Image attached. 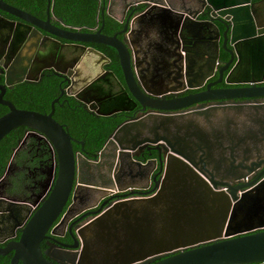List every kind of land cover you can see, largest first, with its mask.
Masks as SVG:
<instances>
[{
  "label": "water",
  "instance_id": "water-1",
  "mask_svg": "<svg viewBox=\"0 0 264 264\" xmlns=\"http://www.w3.org/2000/svg\"><path fill=\"white\" fill-rule=\"evenodd\" d=\"M204 1L215 11L217 20L224 26L220 46L228 58L218 70L217 81L222 79L236 86L212 89L210 83L204 91L167 99L163 97L166 91L177 90L180 86L196 87L212 74L217 53L212 59L206 58V67L205 64L197 66L196 72L193 69V57L199 59L206 55L193 52L186 60L187 55L179 53L180 41L185 42L189 49L195 48L196 40L192 39L194 34L191 31L196 28L203 31V26L207 24L192 18L194 14L188 12L181 19L171 20L163 15L168 14V9L159 7L163 11L157 15L164 27L162 34L170 36L166 33V28H169L174 35L169 39L172 45L170 56L173 57L169 65L173 67L174 75L167 78L166 72L159 76V82L165 84L163 81H166V84L163 89L152 92L158 95L155 98L142 92L141 88L149 90L142 77L132 69L133 65L137 67L135 58L129 55L128 48L115 33L103 34L100 28L86 32L51 25L48 17L52 13L53 0H46L45 19L4 0H0V10L27 23L17 22L14 26L17 39L24 38L30 29L27 38L32 36L38 41L37 37L41 36L38 29H41L69 41L97 42L115 49L124 84L134 100L141 104V109L181 110L211 99L264 97V84H259L264 81V26L256 23L255 29L249 0ZM12 24L0 16V28H11ZM19 24L26 27L22 32L17 30ZM177 31L179 33L176 34ZM216 34L217 37L220 35L218 31ZM177 36L182 40L179 41ZM45 38L42 37L41 41ZM215 45L218 48L217 42ZM29 49L26 45L24 52L18 51L13 58L0 56L3 59L0 66L5 72L4 82L0 84V104L7 107V111L0 115V138L17 126H25V134L28 136H38V133L45 136L56 154V170L48 194L20 229L19 238L9 242L5 248H0V254L12 251L10 264H17L18 261L21 264H58L42 255L39 241L62 211L67 198L70 196V204L65 213L71 210L72 216L93 206L75 208L76 203L86 197L85 193H81L82 190L110 193L127 188H146L156 162L160 175L148 195L112 201L94 218L77 228L81 248L75 264H145L151 260L154 261L148 264H264V169L251 180L231 184L207 169L200 156L198 161L201 164L198 166L182 151L173 148L167 140L168 150L165 147V154L158 153L156 159L141 162L132 157V147L122 146L118 142L114 136L116 130L106 139L96 159L88 160L80 152L72 150L71 142L74 139L52 117L53 102L57 98L51 101L48 112H38L17 108L2 97L6 86L10 88L23 79H29L30 75L26 72L30 56H24L31 51ZM2 53L3 48L0 49V55ZM182 60L184 64L182 62L181 66ZM59 72L66 79H70L72 74L70 70ZM92 85L87 84L85 79L74 80L65 92L88 104L95 98L97 104L103 107L104 100L99 92L94 89L89 91ZM82 91L91 92L92 98H83ZM88 106L94 107L92 104ZM115 109L111 107L99 113L108 115ZM21 143L23 139L15 146L12 155ZM229 156L232 159L230 153ZM105 164L107 175L102 171ZM124 165L127 170H123ZM237 165L250 172L252 162L249 163L250 167L240 162ZM92 171H95L96 179L89 181L87 177ZM125 175L130 181H123ZM134 177H137V182H134ZM6 204L4 208L0 207V212L5 213V219L11 218L8 229L12 235L14 228L21 223V216L15 208L18 203L10 199ZM2 215L0 213L4 219Z\"/></svg>",
  "mask_w": 264,
  "mask_h": 264
},
{
  "label": "flooded vegetation",
  "instance_id": "flooded-vegetation-1",
  "mask_svg": "<svg viewBox=\"0 0 264 264\" xmlns=\"http://www.w3.org/2000/svg\"><path fill=\"white\" fill-rule=\"evenodd\" d=\"M7 3L18 7L12 3ZM249 3L250 10L253 11L252 20L254 27L257 25L256 23L264 26V0H249ZM96 6L93 25H72L66 23L61 17L54 14L53 5L52 13H49L48 17L49 22L51 25L67 30L92 32L100 28V32L103 34L111 35L115 33L128 48L129 55L135 58V61L134 59L133 61L137 67L134 68L133 65L132 69H135V72L142 77L144 84L149 90L146 91L141 88L143 93L155 98L158 97L152 92L163 89L166 84V81H163L165 84L159 82V76L166 72H168L167 78L174 75L173 67L169 65V62L173 59L170 56L172 45L170 46L169 39L174 37V35L169 28H166L167 35H170L167 36L168 39L165 34H162V28L164 27L161 26L157 15L160 12L163 13V11L159 7L168 9V14H163L166 19H181L184 14L190 12L194 14L192 18L195 20L207 22L203 26V31H198V28L191 31L194 34L192 39L197 41H195L194 49H189L185 42L181 43V38L176 37L180 41L178 45L179 53L186 54V60L190 58V54L193 52H196L195 54L197 55H206L200 56L199 59L193 57V69L195 72L197 71V66L206 63V58L212 59L217 53L212 74L205 78L200 85L193 88L180 86L177 90L166 91L163 97L167 99L201 92L206 90V86L210 83H212L209 85L212 89L236 86L235 84H227L222 79L217 81L218 70L222 66V62L228 58L227 56H222V54L226 55V53L220 46L221 33L224 30V26L217 20L215 11L210 9L204 0H96ZM18 8L40 19L46 18V4L43 16H38L25 8ZM104 15L114 19L120 26L111 33H105ZM0 16L13 22L11 28L7 26L0 28V49L3 48V53L0 56H12L13 58V56L18 54V51L24 52L26 45L30 47L29 50L31 51L24 55L30 56L27 63L28 72H26L30 77L22 81L37 82L44 76L55 77L58 82V94L50 100L51 103L54 98H57V101L53 102V112L55 103L61 105L63 102H68V98H71L76 101L78 106L91 115L121 117L106 139L116 130L114 132L115 138L122 146L132 147V157L135 160L144 162L148 159H156L158 153L161 155L165 154L167 152L165 147L168 150L167 140L173 148L182 151L198 166L201 164L198 161V156H200L207 169L212 171L216 177L227 180L231 184H236L242 180H251L264 169V97L211 99L195 103L181 110H158L147 107L141 109V104L134 100L124 84L118 63V55L112 47L97 42L69 41L41 29H38L41 35L37 37L38 41L32 36L27 38L30 29L26 31L24 38L17 39L14 26L17 22L27 23L2 10H0ZM210 23L215 25L216 28ZM25 28V26L19 24L17 30L22 32ZM255 29L257 30V27ZM216 31L220 34L218 37ZM177 33L179 32L177 31ZM42 37L46 38L41 41ZM215 42H217L218 48ZM98 56L104 57L99 58ZM111 56H116V65L119 67V72L114 69L115 59ZM0 61L3 62V59L0 58ZM182 62L184 64V60L181 61V66ZM67 70L72 73L69 76L71 80L66 79L59 72H66ZM4 73L0 66V84L4 82ZM82 79H85L89 85L93 84L89 91L94 89L103 97V107L97 104L98 100L92 98L91 92L84 93L82 91L81 96L83 98H92L89 104H92L93 108H90L88 103H84L75 98L74 95H69L65 92L70 82L74 80L81 81ZM259 84H264V81L259 82ZM6 88L9 87L6 86L5 90ZM111 107L117 109L108 115L99 113L100 110H108ZM233 108L245 110L243 114L247 113L245 119L248 122L242 124L239 129L236 126H230L226 117L221 118L222 115H225V110H229V113L231 112L230 109ZM211 109L214 110V115L211 114V111L208 112ZM186 116L187 120L183 124H176L178 119H184ZM196 116H198L197 120L195 119ZM233 117L235 121L240 119L238 113L237 116ZM60 124L64 126L63 123ZM26 130L27 128L24 126L22 135L16 145L21 139H23V143L20 144V147L13 155L12 152L16 145L12 148L0 172V207L4 208L7 205L6 202L12 199L13 203H18L15 208L21 216L20 225L15 227L13 234L10 235L8 226L11 218L7 217L5 219V213L0 212L4 214V216L2 215L4 219L0 217V248H5L9 242L16 241L19 238L20 229L25 225L30 214L38 208L48 194L52 186V178L55 175L56 154L52 144L45 136L39 133L38 136L26 135ZM209 130H211L213 135ZM70 137L74 139L71 142L72 150L80 152L88 160H95L98 151L106 142L105 139L98 148H87L83 138H75L71 135ZM225 141L230 143L227 147V163H224L222 156H216L212 150V148L224 147L222 143ZM236 146L241 149L239 154L236 151ZM251 149L253 153H250ZM238 162L249 167L251 166L249 163L252 162L251 171L248 172L246 169L240 168L237 165ZM123 170H127L125 165ZM102 171L107 175L106 164L103 165ZM157 171L158 165L156 162L155 168L149 174L146 188H127L119 191L113 190L110 193L91 189L82 190L81 193H85L86 197L80 203H76L75 208L93 206L85 208L72 216H70L73 214L70 212L71 210L65 213L67 206L70 204L69 196L62 211L50 224L45 236L39 241L42 255L58 264H75L76 256L81 248L77 228L94 218L112 201L148 195L150 193L149 190L152 189L155 181L159 178L160 172ZM87 178L89 181H94L96 179L95 171H92V174ZM122 179L125 182L130 181L127 175L122 177ZM134 182H137V177H134ZM98 208L99 210L97 211L96 209ZM74 244L76 246L73 247ZM0 256L8 257L7 264H10L12 251L4 252ZM152 261L154 260L145 264ZM17 264L21 263L18 261Z\"/></svg>",
  "mask_w": 264,
  "mask_h": 264
},
{
  "label": "trees",
  "instance_id": "trees-1",
  "mask_svg": "<svg viewBox=\"0 0 264 264\" xmlns=\"http://www.w3.org/2000/svg\"><path fill=\"white\" fill-rule=\"evenodd\" d=\"M18 7L31 10L38 16H43L46 0H5ZM96 0H54L53 12L66 23L72 25H93L96 11ZM104 32L111 33L118 28L114 19L104 15ZM222 56H226L222 54ZM114 69L119 72L116 65ZM57 79L53 76H44L37 82L21 81L11 88H6L3 97L9 100L15 107L30 109L38 112L49 110L50 100L58 94ZM61 102V100H59ZM68 102L61 105L54 104L53 118L63 123L67 132L75 138H83L85 147L98 148L108 134L120 121L118 116H94L87 113L76 104V101L68 98ZM7 111V107L0 104V115ZM24 126L12 128L0 138V172L6 163L12 148L22 135ZM8 257L0 256V264H7Z\"/></svg>",
  "mask_w": 264,
  "mask_h": 264
},
{
  "label": "rangeland",
  "instance_id": "rangeland-1",
  "mask_svg": "<svg viewBox=\"0 0 264 264\" xmlns=\"http://www.w3.org/2000/svg\"><path fill=\"white\" fill-rule=\"evenodd\" d=\"M211 111V114L212 115H214L215 113H214V110H208V112H210ZM228 111L229 110H225V112H224V114L225 115H222V119L223 118H225L226 117V119L229 121L228 123H229V125L231 126H236L238 129L239 128H241V126H242V124H246L248 121L245 119V117H247L246 115H247V113H244L243 114V112L245 111V110H241V109H235V108H233V109H230V111L231 112H229L228 113ZM237 113H238V115L240 116V119H238L237 121H235L233 118V116H237ZM252 114V113H251ZM188 116V115H187ZM187 116L183 119V118H180V119H178L177 121H176V124L177 125H180V124H183L184 122H185V120H187ZM230 117H231V119L233 120V121H235V122H233L231 119H230ZM196 120L198 119V116H196V118H195ZM183 120V121H182ZM201 122H203L202 120H201ZM181 131H183L182 129H181ZM210 131V133L212 134V132H211V130H209ZM213 135V134H212ZM235 139V138H234ZM233 139V140H234ZM212 141H213V139H212ZM223 145H224V147L223 146H221L220 148L219 147H217V148H212V150L214 151L213 153H215V155L216 156H222L223 157V161H224V163L226 162L227 163V161H228V144H230V143H228L227 141H225L224 143H222ZM217 146V145H216ZM215 146V147H216ZM236 151H237V153L239 154L240 153V148H239V146H236ZM252 150V149H251ZM250 153H253V150L250 152ZM255 153V152H254Z\"/></svg>",
  "mask_w": 264,
  "mask_h": 264
}]
</instances>
